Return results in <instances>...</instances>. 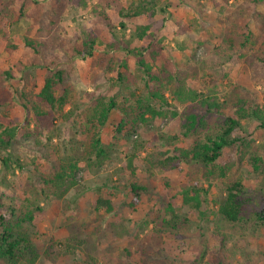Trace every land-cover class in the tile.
<instances>
[{
    "label": "rangeland",
    "instance_id": "374dc122",
    "mask_svg": "<svg viewBox=\"0 0 264 264\" xmlns=\"http://www.w3.org/2000/svg\"><path fill=\"white\" fill-rule=\"evenodd\" d=\"M53 5V0H0V131L17 130L10 147L0 151V159L8 155L10 162L8 171L0 168V194L4 208L32 212L25 228L41 254L35 264H264V226H253L255 213L264 211V199L255 190L260 178L246 159L234 170L233 176L244 180L245 223L230 225L216 215L223 194L218 180L210 182L199 211L184 206L183 190L203 182L200 166L151 169L148 161L166 157L171 137L181 138L173 143L183 146L192 138L181 137L180 116L138 120L137 100L147 102L145 76L137 57L126 52L143 51L151 43L161 50L159 64L169 73L175 68L193 75L190 88L227 107L208 119L207 132L215 134L236 97L264 105V0H76L65 2L58 23L49 26L47 12ZM137 6L147 13L133 16L130 9ZM234 19L254 37L249 50L231 49L225 42ZM26 37L43 41L45 50L37 54L26 47ZM91 42L89 56L84 45ZM47 69L66 72L68 119L44 105L39 109L46 115L33 111ZM161 89L177 115L194 106L172 101L167 87ZM99 97H114L118 109L113 122L127 123L112 145L107 126L99 130L108 157L94 170L84 164L89 134L82 125ZM26 130L39 146L21 140ZM233 137L249 142L245 151L256 150L264 161V130L253 119L240 121ZM71 154L82 157L77 186L61 200L41 197L35 170L46 173ZM237 154L235 147L225 148L221 160ZM129 183L146 188L135 206ZM99 200L109 201L111 211ZM169 210L180 218L178 230L162 228V220L171 217ZM216 230L224 238L223 248H218ZM70 235L79 245L65 254ZM49 246L47 260L42 253Z\"/></svg>",
    "mask_w": 264,
    "mask_h": 264
},
{
    "label": "trees",
    "instance_id": "16d2710c",
    "mask_svg": "<svg viewBox=\"0 0 264 264\" xmlns=\"http://www.w3.org/2000/svg\"><path fill=\"white\" fill-rule=\"evenodd\" d=\"M54 5L47 12L49 26H55L58 23L59 17L62 15L65 2H76V0H53ZM133 16H140L147 13V10L142 6L132 7L130 9ZM139 30V29H138ZM147 28L140 29L137 38L143 40ZM48 32V31H47ZM225 42L231 49L249 50L254 43V37L246 25H242L238 20H232L229 26V32L226 33ZM24 45L30 47L35 53L39 54L45 50L46 44L43 41H38L36 37L30 39L25 38ZM85 53L91 55L93 42L89 45H84ZM127 53L134 54L137 57V64L143 69L145 76L144 86L146 103L138 99L137 106L141 111L138 120L142 123L146 121L145 116L150 120L166 117L169 114L172 117L180 116L183 123L181 124L184 132L182 138H192L188 145H178L173 142L179 141L178 137H171L169 140L172 150L166 152L162 156L164 159L157 160L156 163L149 162V167L160 169L175 168L181 163L193 164L200 166L203 182L192 183L182 193V204L196 211H199L202 204L206 202L205 197L208 194L212 180L221 182L222 197L217 203L216 215L223 222L235 225L245 223L243 221L242 211L244 206L243 194L245 191L244 180L239 175H234L235 168H239L248 160V164L252 172L260 178L259 185L255 189L256 192L264 199V161L256 150H251L247 153L245 150L251 148L250 143H244V140L233 137L234 131L238 128L240 121L253 119L257 126L264 130V105L252 103L244 100L241 97H236V100L231 105V108L226 109L230 112L218 126L219 132L208 133L210 123L208 119L213 114L222 115L223 109L227 108L219 104L217 100L202 97L201 93L190 88L188 78L193 76L190 73L183 71L178 72L173 69V73H169L167 68H163L159 64L161 50L156 49L151 43L147 44L142 50L133 49ZM146 52L149 62L144 59ZM194 72V69H190ZM196 72V70H195ZM194 74V73H193ZM121 79L120 74L117 75ZM167 87V92L172 101L178 104H193V107L185 106L177 115L176 110L168 104V99L162 92L161 87ZM70 89L67 83L66 72L63 69H47V74L44 76L42 86L36 96L37 102L33 106V111L36 115H46L40 111V107L44 105L49 110L62 115L63 119H68L69 113L64 112L65 107L69 104ZM155 102L158 106H153ZM197 103L198 107H195ZM118 105L114 97H99L95 99L93 105L84 115L83 127L85 132L89 134V140L84 148V164L87 168L97 170L107 160V152L102 147L100 139V129L107 126L109 132V145L113 144L114 139L120 133L121 128L126 126V120H121L118 124L113 122L114 116L117 115ZM16 129H4L0 131V151H5L10 147L11 142L16 138ZM33 140L34 146H39L35 136L26 130L21 140ZM48 140H50L48 138ZM235 147L237 155H230L229 159L221 160L222 151L225 148ZM6 158L0 159V168L8 171L10 162L8 155ZM235 157L236 159H234ZM82 157L77 155H67L57 160V164L48 172H39L35 170L38 182L41 185L38 190L39 195L44 198H54L56 200L63 199L68 192L77 186V174L80 171ZM129 167L131 159L129 160ZM20 167V166H19ZM203 184L206 187H203ZM146 191V188L137 183H129L128 192L131 196V206H135L139 201L141 194ZM0 194V261L5 264H35L40 258V253L32 242L31 235L25 228V224L32 221V212L16 211L12 207L4 208ZM98 205L104 206L106 212L111 211V206L107 200H99ZM171 217L169 220H162V228L169 230H178L181 224L180 218L169 210ZM253 226H264V211L255 213ZM214 237L218 242V248H223L224 238L219 235L218 231H214ZM70 238V239H69ZM64 246L65 254H72L79 241L70 235ZM53 246L46 247L42 256L50 260L52 255L51 249ZM214 258V256L212 257Z\"/></svg>",
    "mask_w": 264,
    "mask_h": 264
}]
</instances>
